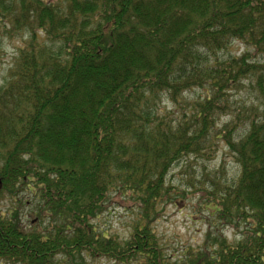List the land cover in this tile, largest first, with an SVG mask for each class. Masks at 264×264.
Returning a JSON list of instances; mask_svg holds the SVG:
<instances>
[{
  "label": "trees",
  "instance_id": "trees-1",
  "mask_svg": "<svg viewBox=\"0 0 264 264\" xmlns=\"http://www.w3.org/2000/svg\"><path fill=\"white\" fill-rule=\"evenodd\" d=\"M0 22L23 38L0 84V194L27 187L60 221L46 235L0 214V260L264 264V0H0ZM234 41L246 50L230 54ZM245 88L254 98L233 103ZM219 142L236 173L204 174L202 199L245 234L208 232L171 262L152 226L185 193L168 174ZM113 195L138 210L123 241L93 223Z\"/></svg>",
  "mask_w": 264,
  "mask_h": 264
},
{
  "label": "rangeland",
  "instance_id": "rangeland-1",
  "mask_svg": "<svg viewBox=\"0 0 264 264\" xmlns=\"http://www.w3.org/2000/svg\"><path fill=\"white\" fill-rule=\"evenodd\" d=\"M5 30L0 24V36H2L0 84L13 64L17 47L21 46L23 41V38L18 34L8 36L4 32ZM245 50L244 44L234 41L229 53L239 55ZM261 60H264V55ZM200 93V90H194L188 92L186 97L195 98ZM253 98L254 95L247 88L232 94V102H236L238 105L243 102L249 103ZM159 106H164L166 110L174 109L171 103L163 104L162 102ZM222 120L226 121L228 117H222ZM214 173L223 182H230L236 173L235 163L229 156L225 145L220 142L211 160L203 161L201 158L195 157L183 158L172 167L168 174V181L178 185L182 190H185V193L184 196L177 197L176 203L161 205L160 214L153 221L152 226L159 237L165 254L171 262L179 260L184 250L201 247L206 240L208 232L211 233V238L223 235L229 242L243 239L246 231L244 224L232 227L227 223H221L214 215L210 216L208 205L202 199L203 191H201V185L204 187L210 185L209 177L204 174L214 176ZM120 199L124 201L123 198L113 195L112 201L109 202L105 210L93 219V223L98 231L115 236L123 241L132 232L138 210L133 203H129L126 206ZM9 211L16 214V218L19 219V227L23 231L40 228L41 232L47 235L52 232L53 224L60 222L57 217L38 211L35 197L27 187L14 195L9 194L7 191H3L0 194V214L6 215ZM82 257L83 260L78 255H75L71 261L68 256H60L64 264H121L106 257L93 258L85 254ZM0 264L7 263L0 260ZM129 264H139V261L133 260Z\"/></svg>",
  "mask_w": 264,
  "mask_h": 264
},
{
  "label": "water",
  "instance_id": "water-1",
  "mask_svg": "<svg viewBox=\"0 0 264 264\" xmlns=\"http://www.w3.org/2000/svg\"><path fill=\"white\" fill-rule=\"evenodd\" d=\"M1 183H2V181H1V178H0V187H1Z\"/></svg>",
  "mask_w": 264,
  "mask_h": 264
}]
</instances>
